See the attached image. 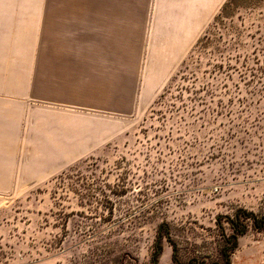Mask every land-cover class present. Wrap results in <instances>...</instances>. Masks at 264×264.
I'll return each mask as SVG.
<instances>
[{
    "label": "rangeland",
    "instance_id": "obj_1",
    "mask_svg": "<svg viewBox=\"0 0 264 264\" xmlns=\"http://www.w3.org/2000/svg\"><path fill=\"white\" fill-rule=\"evenodd\" d=\"M84 2L99 0H0V31L33 26L3 9ZM143 65L155 89L109 111L105 144L0 188V264H226L250 248L264 264V231L230 250L229 224L264 217V0H228L181 59Z\"/></svg>",
    "mask_w": 264,
    "mask_h": 264
},
{
    "label": "crops",
    "instance_id": "obj_2",
    "mask_svg": "<svg viewBox=\"0 0 264 264\" xmlns=\"http://www.w3.org/2000/svg\"><path fill=\"white\" fill-rule=\"evenodd\" d=\"M227 1L3 9L23 13L12 19L33 26L0 31V188L36 186L28 181L46 180L105 144L101 123L109 111L137 109L142 85L155 89L146 78L142 83L143 61L181 59ZM251 253L241 250L231 264H252Z\"/></svg>",
    "mask_w": 264,
    "mask_h": 264
},
{
    "label": "trees",
    "instance_id": "obj_3",
    "mask_svg": "<svg viewBox=\"0 0 264 264\" xmlns=\"http://www.w3.org/2000/svg\"><path fill=\"white\" fill-rule=\"evenodd\" d=\"M250 222L251 224H249ZM229 224L233 232V234L230 236L231 243H232L230 250H235L237 248L238 236L245 234L250 227L249 225H251L252 228L257 230L258 232L264 231V217L257 218L256 215L252 212H246V211L237 212L234 218L229 219ZM161 248L162 247L159 241L156 245L157 252L160 253ZM173 249L175 250V247H173ZM226 264H231L230 259L226 260Z\"/></svg>",
    "mask_w": 264,
    "mask_h": 264
}]
</instances>
